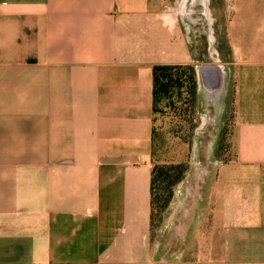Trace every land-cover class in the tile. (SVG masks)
Returning a JSON list of instances; mask_svg holds the SVG:
<instances>
[{
    "label": "crops",
    "instance_id": "1",
    "mask_svg": "<svg viewBox=\"0 0 264 264\" xmlns=\"http://www.w3.org/2000/svg\"><path fill=\"white\" fill-rule=\"evenodd\" d=\"M156 64L194 68L231 152L178 261L151 234ZM0 264H264V0H0Z\"/></svg>",
    "mask_w": 264,
    "mask_h": 264
},
{
    "label": "rangeland",
    "instance_id": "2",
    "mask_svg": "<svg viewBox=\"0 0 264 264\" xmlns=\"http://www.w3.org/2000/svg\"><path fill=\"white\" fill-rule=\"evenodd\" d=\"M197 100V90L193 93L191 84L184 82L183 87L171 88L163 95L153 113V163L179 164L182 167V177L172 187V198L162 218H154L151 227V234L159 240V245L168 238L174 261L179 260L183 235H188L183 233L185 220L199 203V184L209 181L221 162L231 156L229 143L225 142L219 126L212 120L205 125L200 124L201 110ZM189 205H194V208ZM160 230L163 233H154Z\"/></svg>",
    "mask_w": 264,
    "mask_h": 264
},
{
    "label": "trees",
    "instance_id": "3",
    "mask_svg": "<svg viewBox=\"0 0 264 264\" xmlns=\"http://www.w3.org/2000/svg\"><path fill=\"white\" fill-rule=\"evenodd\" d=\"M183 75H185V78ZM184 82L191 84L193 93L196 91V77L192 66L173 64L154 65L152 67L153 113L157 101L163 95H166L171 88L183 87ZM181 170L182 167L179 164L167 165L153 163L150 179L151 227L154 218H162V215L172 198V187L182 177Z\"/></svg>",
    "mask_w": 264,
    "mask_h": 264
}]
</instances>
